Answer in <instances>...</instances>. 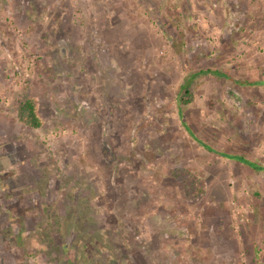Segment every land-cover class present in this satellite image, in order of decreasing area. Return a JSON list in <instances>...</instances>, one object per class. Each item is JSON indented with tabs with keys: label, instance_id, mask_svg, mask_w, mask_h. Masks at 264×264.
Here are the masks:
<instances>
[{
	"label": "rangeland",
	"instance_id": "1",
	"mask_svg": "<svg viewBox=\"0 0 264 264\" xmlns=\"http://www.w3.org/2000/svg\"><path fill=\"white\" fill-rule=\"evenodd\" d=\"M224 153L264 166V0H0V264H264Z\"/></svg>",
	"mask_w": 264,
	"mask_h": 264
},
{
	"label": "trees",
	"instance_id": "2",
	"mask_svg": "<svg viewBox=\"0 0 264 264\" xmlns=\"http://www.w3.org/2000/svg\"><path fill=\"white\" fill-rule=\"evenodd\" d=\"M196 76V75H195ZM194 77L190 79L189 83L186 85L185 88V96H192V92L190 90L192 82ZM182 102H189L186 98L183 96L181 97ZM18 119L19 121L30 127V128H40L43 125L42 117L39 114L38 107L36 105V102L33 98H27L25 100H22L18 105ZM190 133L195 136L192 131L189 129V127H186ZM208 149H212L210 146L205 145ZM224 156L238 160L240 162H243L247 165H249L251 168L256 170H264V166L260 163L253 161L244 155L241 154H228L224 153ZM184 186L186 187V190L188 194L193 199L198 198L200 195L204 194L206 191V187L204 182L196 175H194L189 169L184 170V177H183Z\"/></svg>",
	"mask_w": 264,
	"mask_h": 264
},
{
	"label": "crops",
	"instance_id": "3",
	"mask_svg": "<svg viewBox=\"0 0 264 264\" xmlns=\"http://www.w3.org/2000/svg\"><path fill=\"white\" fill-rule=\"evenodd\" d=\"M205 71H208V72H212V73H216L217 75L220 73L219 71H212L211 69H207V70H202V71H200V73H206ZM200 73H193L192 75H191V77H196L198 74H200ZM196 75V76H195ZM228 77H230L229 75H227ZM239 83H241V84H243L244 82L246 83V82H248V81H238Z\"/></svg>",
	"mask_w": 264,
	"mask_h": 264
}]
</instances>
